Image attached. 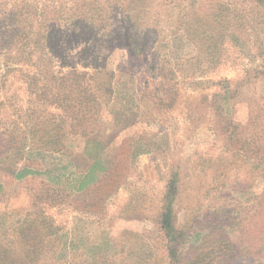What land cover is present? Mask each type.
Masks as SVG:
<instances>
[{"label":"rangeland","instance_id":"rangeland-1","mask_svg":"<svg viewBox=\"0 0 264 264\" xmlns=\"http://www.w3.org/2000/svg\"><path fill=\"white\" fill-rule=\"evenodd\" d=\"M0 264H264V0H0Z\"/></svg>","mask_w":264,"mask_h":264},{"label":"trees","instance_id":"trees-1","mask_svg":"<svg viewBox=\"0 0 264 264\" xmlns=\"http://www.w3.org/2000/svg\"><path fill=\"white\" fill-rule=\"evenodd\" d=\"M228 98L225 97V101L227 100ZM220 112L221 113L220 115H222V112L223 110H221L219 108ZM225 122H227L228 124H225L226 126H231V123L229 120H225ZM223 127L221 126V129ZM226 138L227 140H229V142H234L236 141V137H234V132H230V133H226ZM238 141V140H237ZM55 144L54 146H51L50 147V151H54V149L56 150L55 147L59 146L58 142L55 140L54 143ZM243 144H244V147H243ZM247 144V145H246ZM94 145V144H93ZM241 148L243 147V150H247L246 146H249V143H247V141L241 139L240 140V144ZM238 145V146H239ZM88 146H90V144H87L86 148L84 151H87L89 148ZM13 149H17V145L13 144ZM247 154L245 156H248V152H246ZM237 156V155H235ZM246 159L248 157H245ZM103 171H105V169H101ZM96 180V179H95ZM172 185H174L173 183L172 184H169V188H168V193L170 195H173L175 194V187H173ZM160 225H161V229L165 232V234L167 235L168 238H171L172 241H177L178 240V233L176 232V229H175V213H173V208H172V202L171 201H164L163 202V212L161 213V217H160ZM171 258L174 260L175 258V253L173 251H171Z\"/></svg>","mask_w":264,"mask_h":264}]
</instances>
